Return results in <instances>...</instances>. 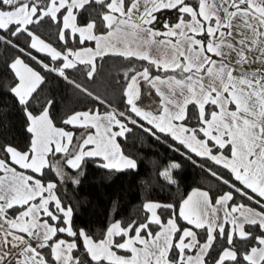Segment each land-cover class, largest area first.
Returning a JSON list of instances; mask_svg holds the SVG:
<instances>
[{
	"label": "snow or ice",
	"instance_id": "6c2138e0",
	"mask_svg": "<svg viewBox=\"0 0 264 264\" xmlns=\"http://www.w3.org/2000/svg\"><path fill=\"white\" fill-rule=\"evenodd\" d=\"M89 10L91 18L81 24L78 17ZM165 11L175 13V22L160 19ZM45 21L56 25L63 51L30 27ZM0 32L24 37L25 47L5 35L0 41L65 80L66 70L77 65L92 79L97 57L108 55L149 65L123 73L125 111L69 114L63 124L84 129L77 137L54 124V101L39 114L30 110L45 78L20 55L11 60L8 90L24 111L31 140L25 151L0 148V264H81L78 241L91 264H264V0H0ZM70 40L95 47H68ZM142 85L158 97L149 109L138 103ZM129 124L170 137L187 153L226 169L242 187L209 169L232 189L214 202L209 192L194 189L178 209L145 203L142 222L116 221L99 240L75 231L73 209L62 203L55 181H43L45 169L67 181L62 161L77 173L74 184L88 158L102 160L104 169H135L118 143L132 131ZM161 175L175 182L170 171ZM234 192L257 207L235 203ZM162 208L171 210L166 222Z\"/></svg>",
	"mask_w": 264,
	"mask_h": 264
},
{
	"label": "trees",
	"instance_id": "16d2710c",
	"mask_svg": "<svg viewBox=\"0 0 264 264\" xmlns=\"http://www.w3.org/2000/svg\"><path fill=\"white\" fill-rule=\"evenodd\" d=\"M90 13L91 10L82 13L78 17L79 22L86 23L91 18ZM158 16L161 20L169 19L175 22L176 19L175 13L171 11H165ZM30 27L57 50H64V45L57 39V27L54 23L45 21ZM156 27L162 29L163 25L157 24ZM100 31L103 29L101 28ZM0 35H5L7 39H11L14 44L18 43L20 47L26 45L24 37L17 40L3 32H0ZM89 44L87 42L86 45L81 46L70 40L68 47H87ZM18 55L45 78L39 89L38 100L31 103L30 110L34 114H39L41 106L47 100L54 101L50 109L51 119L57 127L71 131L75 136L79 133L78 130L63 124V120L69 114L90 109L99 110L101 113L125 111L126 105L122 96L123 73L129 67L136 69L149 67L146 61L108 55L96 59L97 71L92 79L87 77V69L83 65H77L75 69L66 70L68 80H65L53 72H46L35 61L19 53L12 45L0 41V148L11 145L21 151L27 150L31 135L26 131L27 120L22 107L8 90L14 80L8 65ZM33 55L42 59L44 63H52L50 57L45 54L36 53L33 50ZM152 72L154 75L162 74L157 73L155 69H152ZM69 81L82 85V88L91 92L92 96L76 88ZM192 111H194L193 106H190V112ZM191 123L194 126L195 122ZM129 127L132 131L127 133L126 137L118 138V143L123 154L135 161V169L121 171L104 169L99 166L102 163L100 159L88 158L82 163L78 176L79 184L72 183L71 177H76L77 173L68 169L62 161L61 166L65 174L69 176L67 181H61L54 172L45 169L43 181L45 183L49 180L55 181L57 195L62 203L65 207L73 209L72 223L75 231L79 232L83 229L93 239L99 240L103 238L105 230L116 221L124 225L133 220L142 222L146 214L143 208L145 203L172 204L178 209L179 204L194 189L209 192L214 202L218 195L232 189L225 185L223 180L214 177L211 171L242 187L226 169L215 165L210 160L187 153L183 146L178 145L170 137L160 133L153 136L136 125L129 124ZM145 127L149 126L145 124ZM0 158H4L3 153H0ZM57 159H59L58 156L50 157L53 162ZM173 164L178 167L172 168ZM166 170L170 171L174 183H169L168 179L161 175ZM233 194L235 203L257 207L239 193ZM158 212L165 222L171 215V210L163 208ZM179 224L187 226L182 220ZM78 243L79 249L75 255L80 257L81 264H91L82 241ZM212 255L215 256V251Z\"/></svg>",
	"mask_w": 264,
	"mask_h": 264
},
{
	"label": "crops",
	"instance_id": "0c3cea01",
	"mask_svg": "<svg viewBox=\"0 0 264 264\" xmlns=\"http://www.w3.org/2000/svg\"><path fill=\"white\" fill-rule=\"evenodd\" d=\"M90 44L87 46V47H95V44L94 42H89ZM42 54V53H41ZM153 55H156V52L155 50H153L152 52ZM98 58V57H97ZM147 62V61H146ZM258 67V66H256ZM158 101V97L155 96V93H154V90H152L151 88H149L147 85H142V95H141V99L140 101L138 102L139 105L142 107V108H145V109H149L151 108L154 103ZM70 127L74 128L73 126L69 125ZM78 130V134L76 135L77 137L80 136L81 133L84 132V129H81V128H75ZM67 131V130H66ZM91 131H95L94 129L91 130ZM52 157V156H50ZM49 157V159H50ZM129 158V157H128ZM92 159H99V158H92ZM131 159V158H130ZM101 162L103 163V161L101 160ZM66 166V165H65ZM67 167V166H66ZM71 170V169H70ZM112 170H115V169H112ZM122 170H126V169H122ZM23 171V170H21ZM117 171H121V170H117ZM28 174H31V173H28ZM35 175V174H33ZM122 254V253H120Z\"/></svg>",
	"mask_w": 264,
	"mask_h": 264
},
{
	"label": "rangeland",
	"instance_id": "374dc122",
	"mask_svg": "<svg viewBox=\"0 0 264 264\" xmlns=\"http://www.w3.org/2000/svg\"><path fill=\"white\" fill-rule=\"evenodd\" d=\"M256 66H258V67H259V65H255V66H253V67H256Z\"/></svg>",
	"mask_w": 264,
	"mask_h": 264
}]
</instances>
